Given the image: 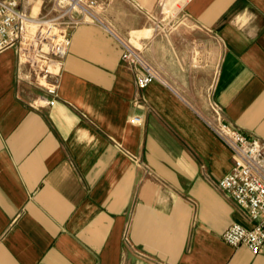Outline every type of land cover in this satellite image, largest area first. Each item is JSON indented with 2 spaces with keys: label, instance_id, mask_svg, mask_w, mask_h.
<instances>
[{
  "label": "crops",
  "instance_id": "1",
  "mask_svg": "<svg viewBox=\"0 0 264 264\" xmlns=\"http://www.w3.org/2000/svg\"><path fill=\"white\" fill-rule=\"evenodd\" d=\"M18 1L35 17L56 6ZM98 13L70 32L52 106L0 53V264H264L223 239L255 221L218 188L233 153L205 122L264 140V0ZM122 42L161 80L141 89Z\"/></svg>",
  "mask_w": 264,
  "mask_h": 264
},
{
  "label": "built area",
  "instance_id": "2",
  "mask_svg": "<svg viewBox=\"0 0 264 264\" xmlns=\"http://www.w3.org/2000/svg\"><path fill=\"white\" fill-rule=\"evenodd\" d=\"M110 0H54L52 15H28L18 0H0V53L14 49L20 65L28 68L27 80L40 90L43 106L54 105L58 96V79L71 45L72 29L82 23L100 21L98 9ZM122 62L139 67L141 89L160 81V75L142 58L139 51L122 42ZM134 117L132 123H141ZM212 132L233 153L230 172L218 183L238 206L246 210L255 225L246 228L234 223L223 234L234 247L245 245L253 254L264 250V140L248 139L238 129L217 120H205Z\"/></svg>",
  "mask_w": 264,
  "mask_h": 264
}]
</instances>
